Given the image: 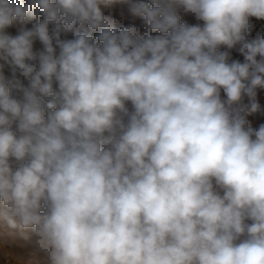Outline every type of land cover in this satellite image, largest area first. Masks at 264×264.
<instances>
[{
  "label": "clouds",
  "instance_id": "obj_1",
  "mask_svg": "<svg viewBox=\"0 0 264 264\" xmlns=\"http://www.w3.org/2000/svg\"><path fill=\"white\" fill-rule=\"evenodd\" d=\"M113 2L0 0L6 243L19 264H264V124L236 107L264 88V0H133L143 36Z\"/></svg>",
  "mask_w": 264,
  "mask_h": 264
},
{
  "label": "rangeland",
  "instance_id": "obj_2",
  "mask_svg": "<svg viewBox=\"0 0 264 264\" xmlns=\"http://www.w3.org/2000/svg\"><path fill=\"white\" fill-rule=\"evenodd\" d=\"M133 0H114L110 5H100L101 11L106 18L109 20L115 21V27L119 30L124 27H133L137 30V33L143 36L144 34L157 35L158 33H149L147 27L143 23L141 17L133 16L129 11V5ZM147 2V0H146ZM22 3H29V0H22ZM36 12V19L28 21L24 25H21L19 22L14 23L12 26L5 29L6 33L11 36H16L19 34L20 29L23 27L25 29H31L37 20H43V14L38 10H33ZM177 14L181 18V23H187L188 25H197L202 24L201 21H198L195 16L186 14L182 7L177 6ZM251 23L255 25L254 31L251 33L249 39H255L256 36L264 35V20L256 19L255 17L251 18ZM260 23V24H259ZM261 25V27H260ZM50 29L53 25H49ZM93 39L99 35V30L91 31L89 30ZM256 32V33H255ZM259 34V35H258ZM254 36V37H253ZM62 40H70L74 38L73 31L62 32ZM43 50V45L39 40H36L33 44V51L38 53ZM219 51H228L229 52V63L234 60H238L241 63L244 62V56L238 51V47L234 49H226L221 47ZM0 64H4L3 75L7 79L12 78V68L4 61L0 60ZM17 77L23 82L24 86H28V81L23 76L19 74L17 70ZM55 87V86H54ZM13 95L17 98L20 97V93L16 90H13ZM222 98L226 99L223 92L221 93ZM257 106L256 111H252V105ZM131 110V104L128 105ZM236 107L240 108L247 120V126L255 129H258L261 124H264V88H258L256 90L255 97L249 98L245 96L241 103ZM15 127V125H13ZM15 167V166H14ZM10 238L6 235V230L3 227H0V264H19L20 257L25 254V249L15 246L14 244L6 243Z\"/></svg>",
  "mask_w": 264,
  "mask_h": 264
},
{
  "label": "bare ground",
  "instance_id": "obj_3",
  "mask_svg": "<svg viewBox=\"0 0 264 264\" xmlns=\"http://www.w3.org/2000/svg\"><path fill=\"white\" fill-rule=\"evenodd\" d=\"M260 24V23H259ZM260 27H261V25H260ZM256 33V32H255ZM259 35V34H258ZM254 37V36H253ZM257 37V36H256Z\"/></svg>",
  "mask_w": 264,
  "mask_h": 264
}]
</instances>
